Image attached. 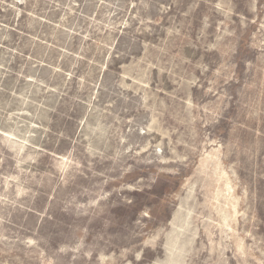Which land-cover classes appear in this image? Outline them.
Listing matches in <instances>:
<instances>
[{"label":"rangeland","instance_id":"1","mask_svg":"<svg viewBox=\"0 0 264 264\" xmlns=\"http://www.w3.org/2000/svg\"><path fill=\"white\" fill-rule=\"evenodd\" d=\"M0 264H264V0H0Z\"/></svg>","mask_w":264,"mask_h":264}]
</instances>
